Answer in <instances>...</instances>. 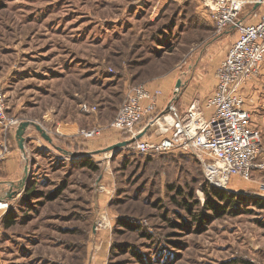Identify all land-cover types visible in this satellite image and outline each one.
<instances>
[{
  "label": "rangeland",
  "instance_id": "374dc122",
  "mask_svg": "<svg viewBox=\"0 0 264 264\" xmlns=\"http://www.w3.org/2000/svg\"><path fill=\"white\" fill-rule=\"evenodd\" d=\"M206 8V0H0V144L15 147L21 164L2 198L10 207L0 210V264H264V168L229 182L231 202L213 195L217 211L204 207L215 185L197 154H148L136 139L115 147L132 140L111 127L132 88L162 89L182 109L213 93L239 29L220 30ZM245 95L264 141V64ZM10 119L17 124L7 128ZM69 121L81 129L60 136L57 124ZM95 127L93 138L81 134Z\"/></svg>",
  "mask_w": 264,
  "mask_h": 264
},
{
  "label": "built area",
  "instance_id": "2783aa9c",
  "mask_svg": "<svg viewBox=\"0 0 264 264\" xmlns=\"http://www.w3.org/2000/svg\"><path fill=\"white\" fill-rule=\"evenodd\" d=\"M242 3L243 0H208L207 8L215 16L220 30L231 26L239 29L237 39L217 69V84L209 97L193 99L180 116L174 115L172 104L163 109L156 118L159 124L156 139L152 136L151 117L158 111L161 91L139 85L130 90L111 123V127L125 134L127 139H136L141 152L197 154L204 163L207 180L219 188H227L236 176L250 179L256 170L264 168L262 134L251 125V114L245 109L247 84L259 75L264 64V14L256 23L241 24ZM3 108L0 91V115ZM82 108L95 110L87 104ZM16 124V120L10 119L6 127ZM142 132L144 135L137 138ZM100 133L101 127L81 131L86 138ZM7 153L8 143L3 142L0 162ZM9 207L8 199H0V210L4 214Z\"/></svg>",
  "mask_w": 264,
  "mask_h": 264
},
{
  "label": "crops",
  "instance_id": "0c3cea01",
  "mask_svg": "<svg viewBox=\"0 0 264 264\" xmlns=\"http://www.w3.org/2000/svg\"><path fill=\"white\" fill-rule=\"evenodd\" d=\"M208 3V0H206ZM208 8L202 9V14L208 12ZM204 11V12H203ZM264 14V0H243L241 10L239 13V22L241 24H251L256 23L259 21L261 15ZM252 15L253 17H247ZM255 17V18H254ZM151 91L156 90V87H149ZM167 92L164 94L163 90L161 89V94L158 97V114H160L163 109H165L169 104L165 102L167 99ZM191 102V101H190ZM189 102V103H190ZM189 103L187 104L186 108L182 109L181 107L178 108L173 104L175 108L174 115L180 116L182 115ZM57 132L60 136L65 137L69 135H75L81 129V122L80 121H69V122H59L57 124ZM11 144V143H10ZM13 146V145H12ZM20 157L18 150L14 147L11 148L10 152L8 153L6 159L0 163V199L9 197L10 192L12 189H15L17 184L16 180L21 175V168H20ZM15 185V186H14ZM2 217V213L0 211V218Z\"/></svg>",
  "mask_w": 264,
  "mask_h": 264
},
{
  "label": "trees",
  "instance_id": "16d2710c",
  "mask_svg": "<svg viewBox=\"0 0 264 264\" xmlns=\"http://www.w3.org/2000/svg\"><path fill=\"white\" fill-rule=\"evenodd\" d=\"M87 165L92 167L93 163H89ZM211 191H212L211 192L212 195L210 194V191L208 189H206V193H207L208 197L206 199L204 207H208L207 209L213 208L217 211H219L221 208L223 209V207L219 204V202L214 200L213 195H217L221 200H225L226 202H231L234 198V192L230 191L228 189H225V188H219L217 186H213L211 188ZM224 208H225V206H224ZM121 224L125 225L126 221H122Z\"/></svg>",
  "mask_w": 264,
  "mask_h": 264
},
{
  "label": "water",
  "instance_id": "95a60500",
  "mask_svg": "<svg viewBox=\"0 0 264 264\" xmlns=\"http://www.w3.org/2000/svg\"><path fill=\"white\" fill-rule=\"evenodd\" d=\"M180 85V81L178 82V86ZM30 126V122L28 121H25V122H22L20 124V126L18 127V130H17V140H18V143H19V146L20 148L23 150L24 149V140H25V137H24V134H25V131L26 129ZM36 128L42 133L43 137L49 141H51V137L42 129L41 126L39 125H36ZM145 132V131H144ZM144 132L140 133L137 138H141L143 135H144ZM135 139H132V140H129V141H123V142H120L118 144L115 145V147H120V146H125L129 143H132L134 142ZM114 148V147H113Z\"/></svg>",
  "mask_w": 264,
  "mask_h": 264
},
{
  "label": "bare ground",
  "instance_id": "6f19581e",
  "mask_svg": "<svg viewBox=\"0 0 264 264\" xmlns=\"http://www.w3.org/2000/svg\"><path fill=\"white\" fill-rule=\"evenodd\" d=\"M157 126H158V123L156 122V123H154L152 126H151V131L152 130H154V129H156L157 128Z\"/></svg>",
  "mask_w": 264,
  "mask_h": 264
}]
</instances>
